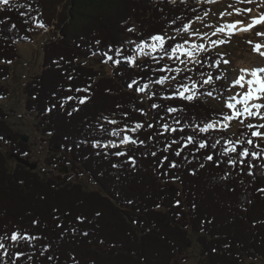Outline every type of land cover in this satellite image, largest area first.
Masks as SVG:
<instances>
[{"label": "trees", "instance_id": "1", "mask_svg": "<svg viewBox=\"0 0 264 264\" xmlns=\"http://www.w3.org/2000/svg\"><path fill=\"white\" fill-rule=\"evenodd\" d=\"M199 1L10 0L9 5L0 3V61L4 63L0 67L1 79L9 74L8 64L20 58L16 45L31 40L41 24L50 29L57 21L63 38L45 46V69L25 89L26 110L35 114L37 127L47 136L45 141L51 154L46 164L86 174L99 187L95 191L85 189L82 183L70 181L72 173L60 181V176L44 178L21 164L11 170L3 152L4 145L9 144L20 156H28L31 146L19 139L21 135L8 124V114L0 104V136L3 137L0 140V237H5L3 242L8 245L6 264H13L12 253L21 250L26 255L15 259V264H173L191 247V233L198 236L204 264L264 262V192L259 191L264 189V168L258 167L264 160H253L257 167L251 169L254 175H249L247 169L241 172L239 167L226 163L216 167L203 159L206 150L196 153L195 159L189 155L188 148L176 157L172 148L177 145L167 152L161 151L169 138L191 132L186 125L202 126L204 120L228 111L200 99L192 102L164 99L172 94L170 86L149 81L167 75L154 71L161 65L175 68L171 59L165 57L157 63L146 58L137 61V67L124 59L134 56L135 45L152 35L183 32L184 24L190 25L210 9ZM175 43H180L179 39L169 40L165 48ZM117 48L122 49L121 56L114 55ZM104 52L121 63L107 60ZM95 56L101 63L110 62L111 75H103L81 61ZM201 60L202 66H195L194 72L183 73L178 81L191 76L199 83L201 71L211 73L214 79L217 76L222 79H216L211 86L204 85L201 92L212 91L214 96L225 97L226 78L213 63L216 60L223 63L222 55L209 51ZM133 79L153 85L152 92L157 95L148 104L135 85L131 89L127 87ZM184 82L191 84L189 80ZM89 85L87 93L76 91ZM9 93L0 83V99ZM86 96L89 98L81 104L79 98ZM153 103L180 106L184 111L166 113L163 108H152ZM104 117L120 123L109 124ZM176 117L182 118L179 125L175 123ZM137 122L144 127L128 135L145 140L146 146H92L96 140L101 144L110 140L119 143L116 137L99 134L100 125L131 128ZM149 123L154 127L149 128ZM164 123L183 127L184 132L163 133ZM158 131L163 134L155 135ZM242 131L248 130L239 129V139ZM149 136L153 138L148 140ZM199 136L210 140L224 138L217 146V154L225 139L233 140L228 132L212 130ZM260 144L264 147V142ZM247 147L251 150V146ZM120 151L127 156L115 155ZM153 151L157 153L155 157L144 155ZM186 155L191 164L183 159ZM129 156L135 158L134 166ZM163 156L168 160L160 167ZM173 160L180 166L169 168L168 163ZM200 163L205 167L200 168ZM226 173L228 178L221 179ZM176 201L180 202L179 206ZM97 212L101 215L97 216ZM78 217L85 219L81 222ZM25 230L41 239L30 244L20 242L19 247L12 248L7 236ZM101 245L112 252L102 253L97 248ZM49 255L56 258L49 260Z\"/></svg>", "mask_w": 264, "mask_h": 264}, {"label": "snow or ice", "instance_id": "2", "mask_svg": "<svg viewBox=\"0 0 264 264\" xmlns=\"http://www.w3.org/2000/svg\"><path fill=\"white\" fill-rule=\"evenodd\" d=\"M174 3L175 0H172ZM205 3H215L216 0H203ZM252 0H237V3H251ZM0 3L3 5H9L10 0H0ZM21 7H24L21 5ZM231 7V5H229ZM235 14L242 15L244 13H250L252 11L251 8H235L233 10ZM231 15L232 13H221L223 15ZM21 15H26V13H21ZM207 15V12L205 13ZM200 19V17H197ZM27 23V21H24ZM264 24V14L259 15L258 17H252L251 21L247 24L244 21H234L232 23H226L221 26L216 27L215 31L211 33L212 36H216L218 33L224 34L227 30V35L230 37L231 35L235 34L237 30L239 31H251L257 25ZM238 25H242L239 29L237 28ZM43 27L44 25H40ZM12 27L14 28L15 25L13 24ZM189 24H184L182 30L188 32L190 29ZM130 31H132L130 29ZM177 31H181V29H177ZM257 36L264 37V32H257ZM194 36H199L201 40L208 36V33L200 34L198 31L190 32L189 39L184 40L182 43H175L174 45H169L165 48V44L167 40H175V37H167L161 34L152 35L150 38L151 43L148 42V39L141 41L139 44L136 45L137 50L142 56L151 57L152 60L159 63L160 60H163L165 57L171 60L178 61L179 64H183L184 68L175 67L172 68L170 66L161 65L160 68L154 69V71L168 73V75H161L154 81L150 79V83H154L157 85H165L166 82H170L172 80H176L177 76H179L182 72H192L195 69L189 68L188 64L196 65L197 67L202 66L204 61L199 59L197 53L204 52L207 53L209 51L208 47L204 43H196L192 39ZM210 44L221 45L226 43L227 41L222 39H210ZM99 43V41H97ZM135 43V42H133ZM252 43V41H249ZM186 45H190V47H186ZM264 48V44H255L253 46V51L258 52L261 56H264V51L261 49ZM147 49V51L145 50ZM111 51V47L109 48ZM122 49L117 48L115 49L114 55L121 56ZM153 53H160L159 56L153 55ZM104 56L107 60H113V55H109L108 52H104ZM181 57H187L188 59H181ZM131 66L137 67L136 65V57L135 56H127L124 57ZM115 64H120L121 60H113ZM224 63H228V61H223ZM215 66L219 67L220 61L216 60L213 62ZM141 67H144L141 65ZM175 73L176 75H171ZM251 77V79L248 78ZM200 82L198 83L195 80H192L191 76H184L181 78L180 81L176 85L170 84L171 95L163 97L164 99H180L188 102H192L199 98V95H205L203 92H199V89L202 88L204 85H213L216 79H222V77H213L211 73H204L201 71L200 73ZM185 80L191 81V84L185 83ZM136 86V91L138 93H145L149 88V83L140 84L138 80L133 79L127 87L129 89ZM232 86H239L241 89H244L247 86V90L243 92V94L237 93L228 97V101H226V108L229 110L228 112L220 113L218 116L211 120H204L203 124H196L195 126L186 125L187 127L191 128L190 133H186L183 136H178L177 138H169L166 147L161 149V151L167 152L173 145H177V148H172L173 153L176 157H180L181 153L184 151L185 148L189 149V155L193 156L195 159V154L200 153L201 150H206L205 154L203 155V159L212 162L216 167H219L221 163H226L231 165L233 168L239 167L240 171L243 172L246 169L248 170L249 175H254L251 169L256 168L257 165L253 164V160H264V147H261L260 142H264V123H247L245 124V120H259L264 121V68H257L248 72L247 70H241V74L232 81ZM90 85L83 89H76V91H83L89 92ZM157 95L156 92H152L149 95V99H152ZM207 96L211 97L213 95L212 91H207ZM89 97H81L79 98V102L81 104L85 103ZM71 99V97H69ZM142 102V101H141ZM238 105L240 107H238ZM120 107V105H117ZM152 108H163L166 113H178L183 112L184 108L180 106H165L161 104L153 103L151 105ZM75 110V109H74ZM142 115H146L143 109L138 110ZM71 115V113H69ZM127 116V113L123 114ZM109 124L116 125L119 124L120 121L117 120H110L108 117H104ZM182 118L176 117L175 123L180 124ZM238 121L240 124L244 125V127L248 130L246 132L242 131L240 134V139L232 140L231 138L225 139L224 145L221 146L218 154L216 152L217 146L221 145V139L224 138H214L209 139V137L204 136L200 138V133H208L210 130L212 131H219V132H226L228 131L229 127L231 126L232 121ZM144 127L143 123L137 122L134 127H129L128 125H124L120 128H104L103 125L99 126V134L102 135H109L112 137H116L119 140V145H145V140L137 138H133V136L128 135V132H136L139 129ZM149 128L154 127L153 124L149 123ZM163 133H183V127H172L168 123L163 124ZM163 133L157 132L155 135H162ZM153 137L149 136L148 140H151ZM0 140H3V137L0 136ZM109 145L111 147H119V145L114 141H108L106 144H101L100 140H96L93 142V147H105L107 148ZM182 145V146H181ZM189 145L192 147L189 148ZM251 146V150L249 147ZM239 149V151H238ZM99 154V153H97ZM236 154V155H232ZM115 155L119 156H127V153L124 151H120L115 153ZM144 155H151L156 156V152L145 153ZM221 157H227L226 160L220 159ZM189 164L192 163L191 160H188V156L183 157ZM128 160L131 161L133 166L135 165V158L132 156L128 157ZM168 157L163 156L160 162V167H163V161H167ZM178 165L174 160L169 161L168 167L169 168H177ZM113 167H120L118 164H113ZM200 168L205 167L203 163L199 164ZM258 167L264 168V164H260ZM195 175V171L192 172ZM228 174L226 173L225 176L221 177V179H227ZM259 191L264 192V189H259ZM179 201H176V205L179 206ZM97 216L101 215L99 212L96 213ZM78 220L83 222L85 219L84 217H78ZM33 223H38V221H34ZM60 225H58L59 227ZM73 232L76 229H72ZM84 235H87L85 232ZM5 237H0V250H2V254H0V264H6L4 261V257H9L8 245L4 243ZM7 239L11 242H15L16 246L19 247L20 242L31 243L34 240H39L41 237L30 235L27 231H16L13 232L10 236H7ZM26 253L24 251H18L12 253L10 258L13 259V264H15V259H19L25 256ZM56 257L49 255L48 259L53 260ZM29 259L31 257L29 256Z\"/></svg>", "mask_w": 264, "mask_h": 264}, {"label": "rangeland", "instance_id": "3", "mask_svg": "<svg viewBox=\"0 0 264 264\" xmlns=\"http://www.w3.org/2000/svg\"><path fill=\"white\" fill-rule=\"evenodd\" d=\"M198 3L210 7L207 15L204 14L200 16V19H196L193 23H191V27L188 32H170L166 35V38L175 37V39H179L180 43H182L184 40L189 39L190 32L198 31L200 34L208 33V36L203 40H201L199 36H194L192 39L196 43H204L206 47H208L209 51L219 52V54L222 55L224 61H228V63L223 62L219 64V67L216 66L224 73L228 92L225 97H220L218 95H212L209 97L205 94L199 95L198 99L203 100L214 107H217L219 110L229 111L226 108V101H228V97L237 93L243 94V92L247 90V86L244 89H241L239 86L233 87L232 81L241 74V70H247L248 72H251L257 68H264V56H261L258 52L253 51V46L255 44H264V37L256 35L258 31L264 32V24L257 25L251 31L237 30L235 34L231 35L230 37L227 35V30L224 34L218 33L216 36H212L211 33L215 31L216 27L223 24L232 23L234 21H244V23L247 24L251 21L252 17H258L259 15L264 14V0H252L251 3H237V0H216L215 3H205L203 0H200ZM229 5H231V7H229ZM235 8H251L252 11L250 13L237 15L233 11ZM221 13L232 14H225L221 16ZM55 24L56 25L50 29L43 27L37 28V30L33 32L34 34L31 40L27 42H19L16 45L20 54V58L15 62L8 64L9 74L7 78H0V83L10 90L9 95L6 98L0 99V104L2 107H4L8 114L7 122L12 127V129L20 135H26L29 137L28 143L25 144H30L31 153L28 155V157H23L29 159L31 163H36L38 166V168L31 171H37L44 178L60 176L59 180L61 181L63 180V176L66 174V171H68L67 174L72 172L69 171V167L66 171L64 168L62 170L60 168H55L56 166L54 167V170H52L51 168L53 167H50L51 165H47L45 163L46 159L51 154L49 144L45 141L47 136L41 131L40 127H37L38 123L35 114L28 113L26 110L27 97L25 94V89L28 82L31 81L35 76L41 74L43 69H45V62L43 61L46 49L45 46H47L51 41L57 40V38H63V34H61L62 31L57 28V21ZM240 27H242V25L237 26L238 29ZM209 38L222 39L227 42L221 45L213 46L210 44ZM168 41L169 40H167V42ZM249 41H252V43H249ZM149 43H151V41ZM186 47H190V45H186ZM135 49L136 54L134 56L136 57V62L146 58H151L142 56L137 50L136 45ZM145 50L147 51V49ZM261 51H264V48H262ZM203 54L204 52L197 53L198 58L201 59ZM153 55H156V53H153ZM181 59L187 60L188 58L181 57ZM81 61L87 66H91L100 70L103 75L112 74V66L110 62L107 61L101 63L98 60V56L91 57L90 59H83ZM171 61L176 64V67L184 68V65L179 64L178 61ZM3 64L4 63L0 61V67H2ZM195 66L196 65L191 63L188 64L189 68L194 69ZM183 73L185 72H182L179 76H177L176 80L166 82L165 85L162 86L169 87L170 84L176 83ZM171 75L176 74L172 73ZM248 78L251 79L250 76H248ZM152 91L153 85L151 84L149 85L147 92L140 93L145 104H148L149 95L152 93ZM199 92H201V88L199 89ZM238 107L240 106L238 105ZM244 123H264V121L251 119L245 120ZM243 127L244 125L234 120L226 132H228L233 137V140H237L239 139V129ZM19 139L21 140V138ZM128 145L129 144L119 146ZM3 152L6 155L8 167L11 170H14L16 164H19L17 157L20 155H16L17 153L12 151L9 144L4 145ZM70 181L82 183L84 188L89 191H95L99 188L98 184L94 180L82 173H72ZM197 238L198 236L196 234L191 233V247H189V249L184 254L178 256L173 264H204L205 259L202 258L201 247L198 244ZM97 248L101 250L102 253L112 252L111 250L103 247V245L98 246ZM249 262L251 261H248V263ZM256 263H259V261H256ZM260 263L264 264V262Z\"/></svg>", "mask_w": 264, "mask_h": 264}, {"label": "water", "instance_id": "4", "mask_svg": "<svg viewBox=\"0 0 264 264\" xmlns=\"http://www.w3.org/2000/svg\"><path fill=\"white\" fill-rule=\"evenodd\" d=\"M20 138H21V140H22L23 142H25V143H28V141H29V137L26 136V135H21ZM17 161H18V163H20L21 165L27 167V168L30 169V170H35L36 168H38V166H37L36 163H31L29 160H27V159H25V158H23V157L18 156V157H17ZM66 170H67V169H66ZM66 170H65V171H66ZM66 172H67V171H66Z\"/></svg>", "mask_w": 264, "mask_h": 264}, {"label": "bare ground", "instance_id": "5", "mask_svg": "<svg viewBox=\"0 0 264 264\" xmlns=\"http://www.w3.org/2000/svg\"><path fill=\"white\" fill-rule=\"evenodd\" d=\"M261 61V60H260ZM263 61V60H262ZM46 163V162H45ZM56 168V167H55ZM52 170H54V167L52 168Z\"/></svg>", "mask_w": 264, "mask_h": 264}]
</instances>
